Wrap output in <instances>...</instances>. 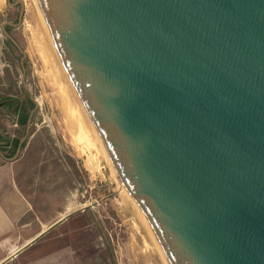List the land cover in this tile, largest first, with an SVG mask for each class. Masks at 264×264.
Returning <instances> with one entry per match:
<instances>
[{"label":"water","instance_id":"1","mask_svg":"<svg viewBox=\"0 0 264 264\" xmlns=\"http://www.w3.org/2000/svg\"><path fill=\"white\" fill-rule=\"evenodd\" d=\"M37 1L164 263L264 264V0Z\"/></svg>","mask_w":264,"mask_h":264},{"label":"rangeland","instance_id":"2","mask_svg":"<svg viewBox=\"0 0 264 264\" xmlns=\"http://www.w3.org/2000/svg\"><path fill=\"white\" fill-rule=\"evenodd\" d=\"M23 1L21 23L17 26L7 25L6 29L25 53L23 66L26 87L21 81L22 53L1 30L2 22L17 21L20 5L12 6L7 0H0L2 145H10L7 148L8 155L16 153L18 142L26 133L28 114L35 105L30 96L33 97L37 107L32 113L29 131L20 152L27 144L41 160L46 159L47 175L57 181L62 179L50 185L59 189L52 190L57 192L54 197H61L65 201L71 199L68 210L82 207L70 215L87 224L77 226V232L82 231L89 237L94 235L101 243L102 248L98 252L104 264H145L137 258L139 254L151 256L153 264H165L133 200L110 160L100 149L93 130L95 127L73 88L54 43L49 40L50 34L46 32L47 26L44 22L45 28L42 21L44 17L39 14V4L36 0ZM62 89L67 94V101H72V105L77 108L73 115L62 97ZM79 121L95 141L90 149L91 153H96L93 167L88 165L87 155L76 145ZM14 139H18L17 145ZM58 215L59 211L56 213Z\"/></svg>","mask_w":264,"mask_h":264},{"label":"crops","instance_id":"3","mask_svg":"<svg viewBox=\"0 0 264 264\" xmlns=\"http://www.w3.org/2000/svg\"><path fill=\"white\" fill-rule=\"evenodd\" d=\"M2 144L0 264H104L101 243L94 235L77 232V226L87 224L70 217L82 207L68 210L71 199L54 197L52 190L59 189L50 185L62 179L47 175L46 159L27 144L17 155H8L10 145Z\"/></svg>","mask_w":264,"mask_h":264},{"label":"bare ground","instance_id":"4","mask_svg":"<svg viewBox=\"0 0 264 264\" xmlns=\"http://www.w3.org/2000/svg\"><path fill=\"white\" fill-rule=\"evenodd\" d=\"M35 2H37L38 3V1L36 0ZM41 9V8H40ZM39 9V14L42 16V18L44 17V15H43V13H42V11ZM41 18V19H42ZM44 20V21H43ZM42 21H43V24H44V22H45V24H46V26H47V23H46V20H45V18H43L42 19ZM45 24H44V26H45ZM46 26H45V28H46ZM46 32H48V35L50 34V32H49V29H48V26H47V31ZM42 36H44V35H42ZM45 37V36H44ZM49 37H50V39L49 40H51L52 42H53V39H52V37H51V34L49 35ZM45 39V38H44ZM45 41V40H44ZM43 41V42H44ZM53 44V43H52ZM44 45H46L45 43H44ZM54 45V44H53ZM55 46V45H54ZM55 49H56V47H55ZM57 51V50H56ZM44 53V52H43ZM42 53V54H43ZM58 54V53H57ZM60 58V57H59ZM44 59V58H43ZM61 60V59H60ZM62 63V62H61ZM63 65V64H62ZM66 71V70H65ZM67 73V72H66ZM74 88V87H73ZM75 90V89H74ZM62 91H63V89H62ZM76 92V91H75ZM63 93V95H62V97L63 98H65L64 99V101H65V103H66V105L68 104L69 106H70V111H71V114L73 115V113H74V111L75 110H77V108L75 107V105H72V101H71V103L70 102H68L67 101V94H65V92L63 91L62 92ZM61 93V94H62ZM70 99V98H69ZM80 99V98H79ZM70 101V100H69ZM81 101V100H80ZM64 103V104H65ZM72 105H70V104ZM82 103V102H81ZM83 105V104H82ZM68 107V106H67ZM84 107V106H83ZM66 109H68V108H66ZM68 111H69V109H68ZM70 114V115H71ZM92 126H93V124H92ZM94 127V126H93ZM92 127V128H93ZM78 129H79V131H78V133H77V135H76V145H77V147H78V149H80L81 150V152H83V153H85L86 155H87V161H88V165H90L91 167H93V164L94 163H96V153H91L90 151V149H91V146L92 145H95V141L92 139V138H90L89 137V134H88V132H87V130L85 129V127H84V125L79 121L78 122ZM93 130H94V133H95V135H96V140H97V142H99V146H100V149H101V151H102V153H104L105 155H106V157H107V160H110V157H108L109 155H108V153H107V151H106V149H105V146H104V144H103V142H102V140H101V138H100V136H99V134L97 133V131L95 130V128H93ZM94 148V147H93ZM110 162H111V160H110ZM111 165H112V162H111ZM113 166V165H112ZM116 172V171H115ZM118 176V175H117ZM119 178V177H118ZM120 180V179H119ZM129 194V193H128ZM161 256V255H160ZM142 263H145V264H153L154 262H153V258L151 257V256H148L147 254H139V256L137 257ZM139 260H137V261H139ZM153 262V263H152Z\"/></svg>","mask_w":264,"mask_h":264},{"label":"trees","instance_id":"5","mask_svg":"<svg viewBox=\"0 0 264 264\" xmlns=\"http://www.w3.org/2000/svg\"><path fill=\"white\" fill-rule=\"evenodd\" d=\"M17 142H18V139H15V140H14L15 145H17Z\"/></svg>","mask_w":264,"mask_h":264}]
</instances>
